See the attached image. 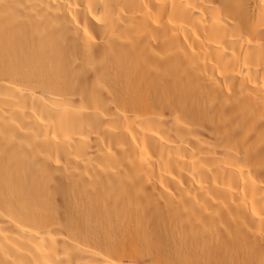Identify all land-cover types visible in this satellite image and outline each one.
<instances>
[{
	"label": "bare ground",
	"instance_id": "1",
	"mask_svg": "<svg viewBox=\"0 0 264 264\" xmlns=\"http://www.w3.org/2000/svg\"><path fill=\"white\" fill-rule=\"evenodd\" d=\"M0 264H264V0H0Z\"/></svg>",
	"mask_w": 264,
	"mask_h": 264
}]
</instances>
